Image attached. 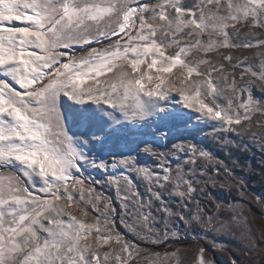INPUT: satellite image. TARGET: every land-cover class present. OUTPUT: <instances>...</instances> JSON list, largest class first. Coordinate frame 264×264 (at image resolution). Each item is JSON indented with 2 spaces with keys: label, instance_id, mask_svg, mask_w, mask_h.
<instances>
[{
  "label": "snow or ice",
  "instance_id": "snow-or-ice-1",
  "mask_svg": "<svg viewBox=\"0 0 264 264\" xmlns=\"http://www.w3.org/2000/svg\"><path fill=\"white\" fill-rule=\"evenodd\" d=\"M257 28L264 29V0H0V264H133L137 257L168 264L180 251L162 257L141 248L118 230L117 216L157 246L178 239L181 222L186 233L226 231L217 226L224 205L208 190L222 162L194 143L173 142L171 154L184 153L192 166L173 171L159 146H168L176 126L214 122L217 132L264 152V132L252 131L264 129L253 119L264 116V51L255 64L219 51L264 49V35L240 39ZM197 154L213 162L211 174L197 171ZM89 169L103 179H89ZM97 183L114 188L119 209ZM169 185L182 205L175 211L156 191ZM197 193L213 200L215 213ZM153 200L166 214L163 234ZM206 252L198 249L196 264H215Z\"/></svg>",
  "mask_w": 264,
  "mask_h": 264
},
{
  "label": "rangeland",
  "instance_id": "rangeland-1",
  "mask_svg": "<svg viewBox=\"0 0 264 264\" xmlns=\"http://www.w3.org/2000/svg\"><path fill=\"white\" fill-rule=\"evenodd\" d=\"M250 35L241 36L240 39H255L257 35H264V29H252ZM235 39V37H234ZM220 52L231 51L234 57H248L247 63L255 64L259 57L256 55L264 49L257 47L253 48H240V49H220ZM216 56L215 53L210 54ZM218 60L219 57L216 56ZM254 120H264V116L259 113L255 114ZM195 123V122H193ZM214 122H202L197 127H185L183 125L174 127L169 135L168 146H164V142L161 141L159 146L160 150L169 152L170 167L175 171L178 165H183L185 169H189L192 166L184 163L188 159L184 153L171 154V144L173 142L180 143H194L199 148L208 150L214 157L215 161L222 162L216 163L215 167L218 168V183L215 188L209 186V192L217 201H221L224 207L219 211V224L226 225V231H222L221 234H214L212 231L202 233L199 228H194L192 233H186L183 222L180 223L179 238L169 237V239L159 246L142 242L131 231L127 230L120 220V217H116V227L121 233H124L128 240L139 244L141 248L149 249L153 253H160L163 257L164 253H172L176 249L180 251L176 253L175 257L170 258L168 264H196L198 249L204 247L207 249L205 255H209L215 259V264H231L234 260L236 264H264V152H261L257 146L251 144L248 140H242L241 136H238L234 132H217L213 127ZM252 131L264 132V129L253 127ZM245 136L248 133L244 134ZM221 137L234 141L233 143L225 145ZM244 144L248 147L245 149ZM177 156L182 159L178 160ZM142 162L146 163L148 167L158 171L155 168L153 158L151 156H141ZM197 171L201 166L208 169L209 174L213 168V162L203 160L199 158L197 154ZM225 166L229 170L225 171ZM91 175L89 179L96 178L97 180L103 179V173L89 169ZM136 185L139 188L141 196L147 197L146 184L142 179L135 180ZM223 185V187L221 186ZM203 185H197L202 187ZM171 185L167 189L157 188L156 191L160 192L163 201L166 202L168 208L177 210L182 205L179 204V198L170 195ZM97 192H102L105 196L111 197L115 203L117 209L120 208V202L117 199L115 190L109 184L95 185ZM243 189V193L240 191ZM80 192L77 189L75 196L79 198ZM87 196V193H85ZM197 199L200 200L201 206L209 213L216 212V204L210 198H203L199 193L196 194ZM260 197L261 200H257ZM160 201L153 200L152 213L156 217L154 224L155 229L163 234L165 231V223L163 217L166 214L162 211H157L160 206ZM90 211L89 217L86 219L93 221L91 214V206L88 205ZM192 212H195V203L189 205ZM73 215L80 216V211L76 208L68 209ZM190 214V213H188ZM235 217V219H233ZM67 219V217H65ZM169 219H172L169 217ZM94 222V221H93ZM173 230V225H168V231ZM213 241H216L214 244ZM249 242L257 245L256 247H249ZM101 248L100 251L106 250ZM118 247V246H117ZM222 248L226 250L222 251ZM147 255V253H143ZM110 264H116L114 258L110 261ZM133 264H149L147 259L137 257V260Z\"/></svg>",
  "mask_w": 264,
  "mask_h": 264
}]
</instances>
